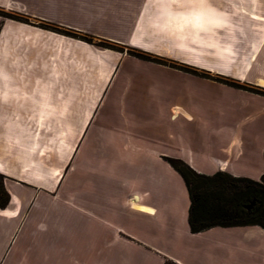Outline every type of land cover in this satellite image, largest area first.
<instances>
[{
  "label": "crops",
  "instance_id": "crops-1",
  "mask_svg": "<svg viewBox=\"0 0 264 264\" xmlns=\"http://www.w3.org/2000/svg\"><path fill=\"white\" fill-rule=\"evenodd\" d=\"M227 5L220 0H0L6 11L173 56L215 74L250 76L264 87V59L251 56L252 47L264 48V22L253 18L262 13L245 4ZM188 37L203 56L180 55L176 46H184ZM155 71L168 75L158 65L0 19V175L9 195L0 209V264H85L86 257L101 252V240L103 246L124 240L107 220L113 208L145 223L144 236L159 237L169 249L149 246V264H264V231L258 226L190 233L186 189L163 159L182 160L200 175L223 172L259 181L264 142L255 137L264 129V99L238 92L241 99L234 106L250 110L249 119L221 123L195 155L154 152L145 135L155 119H190L195 110L193 103L166 107L162 102L157 108L147 103L154 97ZM96 116L99 125L92 129ZM245 122L250 126L240 131ZM61 125L68 127L70 148L60 145ZM104 132L111 141L92 140ZM80 147L89 158L115 160L117 178L112 182L106 170L88 175L84 190L67 186L73 191L71 204L48 200L62 190L61 174ZM144 158L164 165L175 176L173 184L142 187L139 162ZM104 228L113 234L102 239ZM199 239L206 242L197 244ZM125 242L143 241L127 232Z\"/></svg>",
  "mask_w": 264,
  "mask_h": 264
},
{
  "label": "rangeland",
  "instance_id": "rangeland-1",
  "mask_svg": "<svg viewBox=\"0 0 264 264\" xmlns=\"http://www.w3.org/2000/svg\"><path fill=\"white\" fill-rule=\"evenodd\" d=\"M220 2H223V7H227V3H230V5L233 4V6H244L245 4L246 7L249 6L251 8H256L262 14L259 17L253 18L257 20L260 18L259 21L264 22V0H220ZM1 11L23 16L27 19L28 25H33L38 28H40L39 24H44L56 27L60 31H71L88 35L93 38V43H102V45L111 48H102L92 44L93 46L100 49H106L116 52L124 58L130 57L139 61L148 62L130 56L127 53L135 52L142 55H147V57L164 64L162 65L148 62L162 67L166 72H168V75H162L159 74V71H155L156 76L154 82V97H152L151 99L148 96L144 95L148 97L146 102L153 104L154 106H156V108L163 103V105H165L166 107L177 103H181L184 105L193 103V105L195 106V110L191 113L193 116L190 119H185L181 116L175 115H171V117L168 116L161 119H159L160 117H157L155 119V125L152 128H148V130L146 131L147 135H145V137H147L146 146L151 151H164L166 153H171L180 150L183 154L195 155L194 153L197 152L201 147V144H203L202 140H204L206 137L209 138L210 136H212V134H214L215 130L221 123H226L227 121H241L244 120L245 117L246 121L249 119L248 116L250 117V113L248 112H250V110L245 112L243 111L241 106H234V103H237V101L241 99L238 92L264 99V87L257 85L258 81H256V79H254L253 77L251 78L250 76H247L245 79H236L229 76L215 74L201 68V66H198L194 63L189 64L178 62L173 59V56H157L142 51L138 48L119 44L105 38H99L87 33L69 30L55 23L35 20L28 16L6 11L0 8V12ZM0 19L10 20L8 18H5V16L3 15H0ZM40 29L45 30L43 28ZM187 31V33H191L189 29ZM53 33L64 36L60 33ZM194 47V40H190V38L188 37L185 45L181 46L180 48L176 46V49L182 50V53L180 55H182L183 58L194 60L198 59L199 54L202 55L201 53H197ZM119 50L122 52H119ZM258 50L259 49L252 47V58L255 57L256 59H264V48L260 49L259 53ZM262 72H264V67L262 69ZM139 73L143 74V71H140ZM250 74L254 75L253 72ZM224 82L232 83L235 87L238 88L228 87L222 84ZM225 89H231L232 91L234 90L236 92ZM228 106H232V108L227 109ZM249 108L251 109V106H249ZM94 120L95 121L92 129H96V125H99L97 116L94 118ZM249 126L250 125L248 122H245V124L243 123V127H240V131L242 129V131H246L247 127ZM67 128L68 127L61 125L58 129V134L60 136V145H62L64 149L66 147L70 148L73 146V143H68L66 137ZM253 135H256V133H253ZM92 136L93 137L90 136L91 138H93L92 140L103 145L105 141H107V139H110L109 141H111L112 139L110 137H106L105 132L95 133ZM255 138L258 141L264 142V129L262 133L257 135ZM169 157L167 156V158ZM139 163L143 167L139 176L140 185L142 187L146 188L149 185L154 187L157 183H160L162 181L168 182L170 185L173 184L175 176L173 174H168L167 168L164 165H161L160 163H157L150 158H144ZM103 171L107 172L108 177H111V180L113 182L114 178H117L116 174L118 172V167L115 160H95L93 159V157L89 158L87 154L83 153L82 147H80L79 152L72 159L71 163L64 168V171L61 174V184L63 185L62 190L57 191L58 194L52 196V198L48 197V200H58L60 202H63L64 205L71 204V202L73 201L71 198L73 195V191L66 189L67 186L74 184L76 190L79 189V191H82L87 187V184L89 183L86 178L88 175H95V173L100 174ZM107 220L119 228L118 232L121 233L119 236L120 238H122V240H124L122 241V243H113L112 241H110L109 243H104V246L103 240H101V244L98 245V248L101 249V252H99L98 255L93 259H91L90 257H86L85 264H122L121 262H124L125 260L129 261L130 263L136 262L139 264H149L151 262L149 258L151 257L146 254V249H150L149 246H159L162 249L164 248V250H169L164 245V242H162V239H160L159 237H149L146 233L144 236V233H142V228H145V223L136 220L135 217H132L131 215L129 216L122 210L113 208V210L109 211ZM127 228H131V231H128ZM111 231L112 230H109L108 228H104L103 233L105 234L103 235L102 239L108 238V234H113ZM127 232H132L135 236L139 237L143 241L140 242L141 245L127 244L125 242L127 238ZM204 242H206L205 239H199L196 241L197 244H203ZM105 247L108 249L105 250ZM76 264H78V262H76ZM164 264L174 263L168 261V263L164 262Z\"/></svg>",
  "mask_w": 264,
  "mask_h": 264
},
{
  "label": "trees",
  "instance_id": "trees-1",
  "mask_svg": "<svg viewBox=\"0 0 264 264\" xmlns=\"http://www.w3.org/2000/svg\"><path fill=\"white\" fill-rule=\"evenodd\" d=\"M0 15L10 20L28 24L27 19L20 15L2 11ZM39 26L45 30L60 33L87 44L111 48L102 45V43H93V38L88 35L60 31L50 25L39 24ZM119 52L122 51L119 50ZM127 53L140 60L162 64L147 57V55L135 52ZM222 84L238 88L229 82ZM163 159L179 175L186 189L189 200L187 224L190 233L198 234L213 227L245 226H258L264 231V174L259 181L235 178L223 172L205 176L194 172L182 160L167 157ZM8 203L9 195L4 189L3 177L0 175V209L6 208Z\"/></svg>",
  "mask_w": 264,
  "mask_h": 264
}]
</instances>
